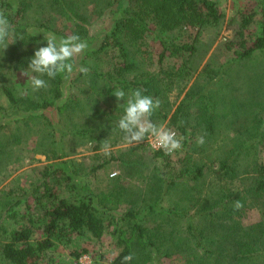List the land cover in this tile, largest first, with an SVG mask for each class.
<instances>
[{
    "label": "trees",
    "instance_id": "obj_1",
    "mask_svg": "<svg viewBox=\"0 0 264 264\" xmlns=\"http://www.w3.org/2000/svg\"><path fill=\"white\" fill-rule=\"evenodd\" d=\"M114 1V4L94 7L96 19L105 15L111 19L110 27L97 39L89 34L88 26L93 21L87 18L88 0H0V9L15 27L13 43L4 50L0 47V79L26 71L35 50L47 46L46 34L68 36L56 26L55 19L42 22L40 12L33 28L37 26L44 31L31 33V26L21 20L35 6L67 16L74 26V34L89 46L91 43L96 46L88 47L80 62L74 61L77 68L89 69L87 75L74 71V76L67 80L62 76L55 79L45 76L46 89L31 88L26 94L16 92L10 85L3 87L9 107L0 106L1 120L12 118L13 126L12 129L6 126L10 123L0 126V161L13 152L12 146L24 140L26 129L33 122L44 119L45 125L47 122L53 126L52 114L59 129L70 137L86 139L93 144L94 152H101L102 141L108 138L111 147L123 142L122 133L115 125L123 115V107L119 105L124 101H118L112 94L116 88L126 93L139 88L146 95L158 98L161 106L152 121L168 122V128L183 137V144L193 145L192 151L178 161L182 163L179 168L172 160L175 152L169 155L148 149L152 154L146 160L143 156L146 149L142 146L109 159L102 158L104 155L100 153L94 156L96 162L87 172L68 160L49 166L35 189L23 198L6 201L11 208L23 203L28 213L26 224L11 232L9 241L0 244L1 255L11 264H39L41 255H47L57 240L90 235L100 241L113 227L120 251L111 264H123V257L127 255H132L128 264H163L164 260L173 261L175 257L183 260L181 264H264V102L250 101L248 108L259 111L252 118L247 115L248 126L242 127L240 135L231 139L232 147H220L219 168L213 172L218 183L210 194H205L206 172L211 167L195 164L189 156L193 151H204L208 142L217 137L221 118L231 116L232 109L243 110L245 101L227 99L232 106L222 114L220 104L226 98H220V90L208 93L206 86L205 92H188L176 109L170 101L172 93L181 95L187 89L192 73L199 66L195 61L196 38L190 44L178 39L185 27L202 29L209 17L219 21L216 5L208 0H131L132 6L125 10L120 8L122 0ZM115 6L117 11L113 10ZM203 9L207 11V18L201 13ZM261 12L264 18V0ZM148 20L162 33L155 60L150 58L152 50L148 40L152 31ZM248 24L249 20L243 22L244 26ZM257 51L264 53V19L261 36L232 63H248ZM220 72L216 71V77L211 76L210 81H215ZM219 85L222 89V84ZM219 85L210 84L208 89L212 86L218 89ZM73 87L77 92L70 93ZM224 108L229 106L225 104ZM57 133L53 126L50 138L63 149V141L56 140ZM198 135H203V145L197 144ZM53 153L55 160L66 157L58 147ZM244 155L254 158L241 166ZM258 156L262 158L259 164ZM158 159H162L160 167L155 166ZM111 161H118L124 169L132 166L139 172L145 165L151 166V171L146 173L145 187L132 189L120 176L107 179L105 189L87 183L89 176L93 177ZM237 179L252 181V184L244 192L229 188ZM63 188L69 196L61 195ZM249 197L253 201L249 202ZM236 201L242 207L235 208ZM250 204L258 207L262 217L257 223L245 225L243 220ZM34 209L42 212V221L33 217ZM39 229L44 240L35 247L31 240Z\"/></svg>",
    "mask_w": 264,
    "mask_h": 264
},
{
    "label": "rangeland",
    "instance_id": "obj_2",
    "mask_svg": "<svg viewBox=\"0 0 264 264\" xmlns=\"http://www.w3.org/2000/svg\"><path fill=\"white\" fill-rule=\"evenodd\" d=\"M85 1L87 0H82V2ZM113 1L114 0H88L87 6H89V12L87 18L89 21H93L91 26L89 24L88 29L89 34L93 36V38H101L103 33H105L111 25V19L108 18L107 15L101 17L99 20L96 19L97 15L94 7H97L98 5L99 7H102L105 6L106 3ZM208 1H211L216 5L220 19L219 21L214 22L211 17L207 18V11L203 9L201 10L202 15L209 21L206 26L202 29H200L201 27H185L183 29L182 35L178 41H181L183 44H190L194 38H196L198 51L195 61L199 63V66L197 67L198 70L195 73H192V80L187 89L181 95H178L176 92L172 93L170 95V101L172 102L174 109H176L188 92L196 94L199 92H205L206 86L208 93L211 91V94H214V90H220L219 92L221 94H218L220 98L222 100L226 98L224 103L220 104L222 114H226L232 106L227 100L230 98L233 101H245V107L243 110H240L239 108L232 109L231 116L228 118H221L219 124H217V137L208 142L209 146L207 148L205 147L204 151H193L191 152L192 155L189 156L195 164L203 163L204 165L211 167L210 170L207 168L206 172V182L204 187L205 194H210L218 183L213 172L219 168L218 160L221 151L220 147H232L234 143H232L231 139L236 138L238 136L237 134H239L238 132L243 131L242 127L248 126L247 115H251L249 118H252L255 116V112L259 111V109L248 108L247 105L250 101L264 102V53L262 51H257L255 55L249 59L248 63H242L243 61L232 63L234 59H237L239 53H243L245 50L250 49L255 41L261 36L264 19L261 12L262 0ZM114 2L112 4H114ZM120 4V8L126 10L132 6V1L122 0ZM113 10L117 11L118 9L115 6L113 7ZM0 11L2 10L0 9ZM37 12L42 13L39 18L42 22L55 19L57 27L66 31V34L68 35L74 34V26L67 16L66 18L62 14L52 12L49 8L47 10L39 9L38 6H35V8L30 10L26 18L21 20L26 25L31 26L29 29L31 33H34L35 31H44L43 28H36L37 26L33 28L34 25H37L36 19L39 16L37 15ZM245 20H249L247 26L243 25ZM148 27L152 31L150 33V39L148 40L150 49L152 50L150 52V58L155 60L160 47L159 35L161 36L162 33H159V30H157L152 23H149V20ZM94 44L91 43L89 47L91 48L95 46ZM82 55L75 59L80 62ZM172 61L173 59L171 58L170 62L172 63ZM107 69L108 68L105 70ZM216 71H221L219 73V75H221L216 78L215 81L211 82L210 78L211 76L216 77V75H214ZM23 73L24 71H19L13 73L14 75H9L8 78L0 79L1 107H9L8 99L3 92L4 86L10 85L16 92L22 94L28 93L32 88L28 82L27 75ZM72 75L74 76V73ZM210 84H222L221 86L223 88L220 89L219 85L218 89L213 86L211 89H208ZM202 88H204L203 91ZM69 91L70 93H75L77 92V89L73 87L71 90L69 89ZM252 98L254 99L253 101L249 100ZM225 104H227L229 108H224ZM192 112L195 113L196 108H194ZM1 116L2 115H0V126L10 123L6 126H8L9 129H12L13 119L8 117L2 121ZM52 117L56 120L54 114H52ZM53 118L51 119L54 120ZM55 120L53 126L58 130L56 140L63 141V144L65 145L63 149L58 143L55 145L53 143L54 140L50 138L49 131L53 126H49L47 122L45 125V120L42 119L39 122H33L31 126L26 129L28 133L24 136V140L21 143L12 146L13 152L0 161V244L9 241L11 232L17 230L20 226L25 225L27 221L26 216L28 212L23 203L11 208L10 204H7L6 201L23 198L25 193H29L32 189H35L40 183L45 169L49 166L68 160L71 162L74 161V164L80 165L84 171L87 172V168L89 166L91 167L92 164L96 162L94 156L102 153L94 152L92 150L93 144H90L86 139L79 137L73 138L72 136L70 137L67 135L62 128L59 129ZM233 120H236V123H234ZM167 124L168 122L164 123L168 128L169 126ZM40 131L42 132L40 133ZM6 132H9V130ZM190 141L191 143L195 142L193 139ZM2 146L4 147V141L2 142ZM139 146L146 149V154H143L146 160L147 156L151 157L152 153H150L145 145V140L139 144H134L133 146L120 142L114 147H111L109 155L103 154L104 156L101 157L105 159L118 157L121 152L126 153L130 148ZM192 146V144L189 146L183 144L182 149L175 152L173 155L172 160L178 168L182 164L178 161H182L189 150L192 151ZM57 147L58 151L64 153L66 156L62 160H55L53 149H57ZM258 157L257 162L259 164L260 161H262V158L261 156ZM253 158L254 156L252 155H244L242 158L243 162L240 163L241 166H243L244 163L252 162ZM161 161L162 159L155 161V166L160 167ZM142 168L143 170L141 172H139V169H133L132 166L124 169L118 161H111L106 168L98 171L93 177L89 176L86 181L94 188L105 189L107 186V179L120 176L126 180V184L132 189L144 188L147 179L146 173H149L152 167L145 165ZM250 183L252 184V181L237 179L229 185V188L235 191L239 190L244 192L243 189H247L250 186ZM60 191L62 192L61 195L69 196V193L65 188L60 189ZM248 201L251 202L253 199L249 197ZM31 213H33V217H35L37 221L43 220L42 212L37 209H34ZM261 217L258 207L255 206V204H250V208L246 212L243 223H245V225H252L259 222ZM113 232L114 229L111 227L100 241L92 239L90 235H74L70 238L57 240L55 242V247H53L47 255H41L39 264H111L120 251L117 245V238ZM42 240H44L43 233L41 229H39L32 237L31 244L37 247L38 243ZM181 260L182 259L175 257L173 261L164 260L163 264H181L183 261ZM0 264L11 263L6 261L0 253Z\"/></svg>",
    "mask_w": 264,
    "mask_h": 264
},
{
    "label": "clouds",
    "instance_id": "obj_3",
    "mask_svg": "<svg viewBox=\"0 0 264 264\" xmlns=\"http://www.w3.org/2000/svg\"><path fill=\"white\" fill-rule=\"evenodd\" d=\"M15 27L7 15L0 11V47L6 49L13 43ZM47 46L40 47L30 58L28 68L23 74L28 77V82L34 90L46 89L47 81L43 77L55 79L62 76L67 80L74 71L87 75V67L77 68L75 58L81 56L89 47L88 42L78 34L66 37H57L53 33L44 36ZM118 101H124L119 105L123 107V115L116 122V129L122 133V140L129 146L139 144L150 137L154 144L166 154L171 155L180 151L183 147V137L167 128L163 123L157 124L152 121V116L160 108L161 102L158 98L146 95L142 89H132L127 93L120 88L114 89L112 93ZM114 130V129H113ZM112 130V131H113ZM198 145H203V135L196 138ZM111 150L110 138L103 140L100 151L109 155ZM234 207H242L239 201L234 202ZM132 255L123 257V264H128Z\"/></svg>",
    "mask_w": 264,
    "mask_h": 264
},
{
    "label": "built area",
    "instance_id": "obj_4",
    "mask_svg": "<svg viewBox=\"0 0 264 264\" xmlns=\"http://www.w3.org/2000/svg\"><path fill=\"white\" fill-rule=\"evenodd\" d=\"M145 145L147 146V148L148 149H150L151 151H156V152H160V151H162V152H164L163 150H161V149H159L155 144H154V142H153V140L150 138V137H148V138H146L145 139ZM165 153V152H164ZM173 154V153H172Z\"/></svg>",
    "mask_w": 264,
    "mask_h": 264
}]
</instances>
